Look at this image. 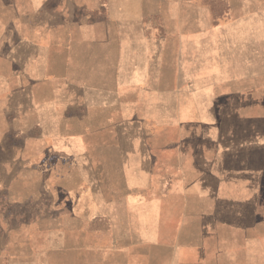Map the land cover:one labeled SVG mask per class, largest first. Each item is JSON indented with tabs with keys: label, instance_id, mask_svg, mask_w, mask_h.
<instances>
[{
	"label": "rangeland",
	"instance_id": "rangeland-1",
	"mask_svg": "<svg viewBox=\"0 0 264 264\" xmlns=\"http://www.w3.org/2000/svg\"><path fill=\"white\" fill-rule=\"evenodd\" d=\"M262 18L222 44L166 45L162 29L160 61L129 63L112 105L65 111L85 126L2 131L18 196L1 197V261L264 264Z\"/></svg>",
	"mask_w": 264,
	"mask_h": 264
},
{
	"label": "crops",
	"instance_id": "crops-1",
	"mask_svg": "<svg viewBox=\"0 0 264 264\" xmlns=\"http://www.w3.org/2000/svg\"><path fill=\"white\" fill-rule=\"evenodd\" d=\"M0 7L11 15L7 28L0 23L8 30L2 36L0 27V94L7 95L0 99V205L3 195L8 205L18 196L17 157L2 131L85 126L84 115L65 111L97 116L102 104L112 105L129 63L138 76L144 62L160 61L162 29L166 45L212 44L197 41L209 30L222 44L230 30L264 20L257 0H0ZM4 249L0 235V264Z\"/></svg>",
	"mask_w": 264,
	"mask_h": 264
}]
</instances>
